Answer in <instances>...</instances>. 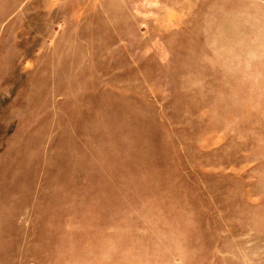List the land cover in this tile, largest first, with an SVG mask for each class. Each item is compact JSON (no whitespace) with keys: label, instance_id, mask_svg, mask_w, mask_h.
I'll return each mask as SVG.
<instances>
[{"label":"rangeland","instance_id":"1","mask_svg":"<svg viewBox=\"0 0 264 264\" xmlns=\"http://www.w3.org/2000/svg\"><path fill=\"white\" fill-rule=\"evenodd\" d=\"M0 264H264V0H0Z\"/></svg>","mask_w":264,"mask_h":264}]
</instances>
